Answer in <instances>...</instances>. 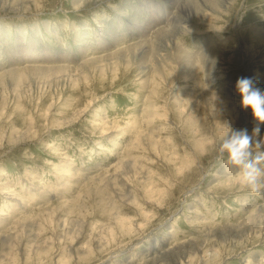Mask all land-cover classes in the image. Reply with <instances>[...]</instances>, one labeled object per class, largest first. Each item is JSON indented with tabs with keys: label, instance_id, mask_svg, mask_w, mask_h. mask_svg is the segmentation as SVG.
<instances>
[{
	"label": "rangeland",
	"instance_id": "obj_1",
	"mask_svg": "<svg viewBox=\"0 0 264 264\" xmlns=\"http://www.w3.org/2000/svg\"><path fill=\"white\" fill-rule=\"evenodd\" d=\"M134 1L0 0V75L31 61L18 48L77 70L177 21V4ZM235 3L217 31L182 37L195 56L221 43L208 96L201 73L153 84L122 63L76 83L0 82V264H264V196L238 186L218 147L223 124L256 126L237 79L264 91V41L250 32L264 31V2Z\"/></svg>",
	"mask_w": 264,
	"mask_h": 264
},
{
	"label": "bare ground",
	"instance_id": "obj_2",
	"mask_svg": "<svg viewBox=\"0 0 264 264\" xmlns=\"http://www.w3.org/2000/svg\"><path fill=\"white\" fill-rule=\"evenodd\" d=\"M73 1L75 5L79 6V4L83 5L88 1H94V0H73ZM95 1L99 2L101 0H95ZM168 1L170 2V4L174 5V7L175 4L178 5L177 21L172 27H168V28L166 27V29L163 28L160 30L157 29L158 31L154 30L155 33L151 39L143 40L144 39L143 38L137 43L129 44L125 48L119 49L117 50V52L112 53L108 56L96 57L94 59L84 61L81 63V66H79L80 68L77 70H71L70 67L67 68L59 67L57 65H52V66L41 65L42 63L45 64L49 62L38 61L36 57L39 55H44V53L41 52L42 49L35 48L36 45L35 47H33V45H29L27 48L24 49L18 48L19 49L18 51H21V54L25 55L24 60H26V58H29V56H32L31 61L28 62H26L27 60L24 61L26 62L25 64L27 65L21 66L22 68L14 67L15 65H17L16 63L18 62L13 61L11 64H9L7 69L5 68L6 70L2 71V74L0 75V82H2L4 78L9 77L11 83L16 89L23 86L25 82H29L30 80H36L37 82L48 84L50 86H52V83L58 84L59 80H63L64 82L68 81L70 83H76L80 77L85 76V73L87 71H91L95 73L98 68L102 72H104L107 67H110L112 68L113 71L117 72L119 70V64L122 63L123 65L126 64L131 66V69L133 70L135 69V71H139L137 76L145 79V81H148V76H149L153 84L157 83L155 78L164 80L166 76H169L172 73L176 74L177 71L182 73L184 71L188 72L189 73L188 76L191 75V73H192L191 76L193 75L198 76V74L201 73L204 77H206L205 87L203 92L206 96H208L209 93L206 92L208 87L206 86H209L208 84L210 82V79L207 76L212 74L213 70L215 69L214 60L217 58L218 52L220 50H223V48L222 49L220 48L221 43L219 44L220 46H217V44L213 45L212 48H208L209 49L208 51L204 50L203 53H200L198 54V56H195L192 53L185 50L184 47H182V40H183L182 37L183 35H186L187 33L191 32L192 30H195L198 25H202V26L205 25L207 26V29L214 28L215 26L214 24L216 22L222 20L224 15H226L227 13L230 12V10H233L236 7L235 2L237 0H168ZM259 1L264 2V0H259ZM134 2L137 3L136 0ZM150 4H152L151 1L149 2L147 8L148 10L151 11L154 7L151 9L149 6ZM249 4H253V3H249ZM141 5L142 4L139 5L136 4V6L135 4L133 5L132 8L133 14L132 13L131 14L135 15L136 16L135 18H138L142 13V9H139L141 8ZM262 5H264V3ZM161 7H158L157 11H161ZM144 13L145 16L147 17L148 15L146 14V11ZM127 14H130V12ZM151 15L152 14H150V16ZM135 18L134 19L131 18L133 19L132 21H134L131 29L132 30L135 29L136 31L144 29L143 23ZM150 24L151 21L149 25ZM250 32L253 35L252 38L253 40L258 38V41L260 42L264 41V31L263 32H257L255 30L253 31L252 27H250ZM110 35L118 36V35H114L113 32ZM148 36L146 37L148 38ZM114 42H117V39L114 40ZM13 52L14 51H12V53ZM9 57H11V55ZM20 58L21 57H19V59ZM20 64H24V63H20ZM48 78L50 79L48 80ZM153 91L154 90H151V92ZM44 99L45 98L41 99V102ZM84 109L79 111L77 115L78 116L81 115ZM28 133H30V128L25 131L23 136Z\"/></svg>",
	"mask_w": 264,
	"mask_h": 264
},
{
	"label": "clouds",
	"instance_id": "obj_3",
	"mask_svg": "<svg viewBox=\"0 0 264 264\" xmlns=\"http://www.w3.org/2000/svg\"><path fill=\"white\" fill-rule=\"evenodd\" d=\"M235 89L241 98V107L251 112L256 126L249 134L247 129L234 130L229 124H223L225 132L218 147L238 186L254 195L264 196V139H257L259 125L264 124V91L254 78L243 76L237 79Z\"/></svg>",
	"mask_w": 264,
	"mask_h": 264
}]
</instances>
